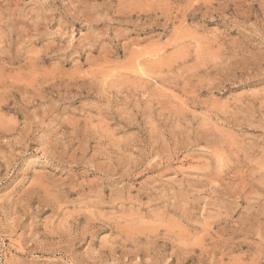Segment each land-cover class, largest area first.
I'll return each instance as SVG.
<instances>
[{
  "label": "rangeland",
  "instance_id": "1",
  "mask_svg": "<svg viewBox=\"0 0 264 264\" xmlns=\"http://www.w3.org/2000/svg\"><path fill=\"white\" fill-rule=\"evenodd\" d=\"M0 264H264V0H0Z\"/></svg>",
  "mask_w": 264,
  "mask_h": 264
},
{
  "label": "bare ground",
  "instance_id": "2",
  "mask_svg": "<svg viewBox=\"0 0 264 264\" xmlns=\"http://www.w3.org/2000/svg\"><path fill=\"white\" fill-rule=\"evenodd\" d=\"M149 56V55H148Z\"/></svg>",
  "mask_w": 264,
  "mask_h": 264
}]
</instances>
